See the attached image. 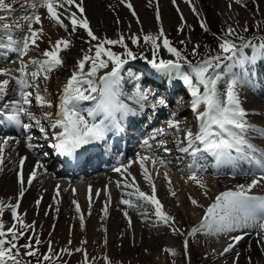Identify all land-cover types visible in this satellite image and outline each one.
Segmentation results:
<instances>
[{
    "label": "snow or ice",
    "instance_id": "1",
    "mask_svg": "<svg viewBox=\"0 0 264 264\" xmlns=\"http://www.w3.org/2000/svg\"><path fill=\"white\" fill-rule=\"evenodd\" d=\"M17 2L20 0H12V2L0 0V13H4L0 14V56L7 58L9 53H15L19 59V67L16 69L17 75L15 76L11 74L10 70L0 68V99L7 96L11 82H15L18 96L17 99L8 101L0 107V125L7 122L28 134L26 146L29 150L38 147L37 144L31 142L34 137L30 133L34 127L43 137L48 136V131L41 124V120L30 111V106L35 102L39 107H53L52 102L41 94L39 82L41 79L47 80L50 73L63 67L64 60L60 53L70 48L71 41L59 38L55 43H52L49 39V48L39 53L43 59L25 60L24 57L33 50H39L38 42L42 41L45 36L44 19L51 21L53 26L66 31L70 25L73 33L83 29L89 37L87 43L90 47L83 51L71 75L63 84L59 103L55 105L57 108L55 114L44 113V119L51 121V129H58L53 133L55 142L51 144V148L58 155L73 157L78 150L85 148V146L104 140L106 133L113 128L119 129L116 113H120L121 118L130 113L135 114L127 104L119 99L122 95L121 72L130 60H146L156 73L167 76L170 80L182 81L192 97L191 108L193 112L197 113V120L200 122L199 130L195 133L191 130L185 131L182 143L186 146L179 149L193 158V164L189 165L188 168L190 173L188 180L195 182L201 188L206 187L197 174L205 170V166L200 164L199 160L206 156L214 158L217 168L222 165H231L235 170L239 162L243 161L249 165H255L261 173L257 178H253L250 183L238 184L234 188L216 195L212 203L204 208L198 226H193L188 231L187 236H196L202 230L206 234L219 235L257 229L260 241H264V196L252 194L253 188L264 184V151L254 145L249 138L250 135H259L264 138V129H258L249 123L247 120L248 112L242 106L239 94L241 86L250 85L252 82L249 66H254L258 60L264 59V37L253 42L240 35L236 28L229 26L224 30L223 35L216 37L219 51L193 62L188 59L182 49L174 46L162 25L155 34L141 31L139 35L125 36L122 33H117V38L114 39L98 36L90 27L86 15L85 0H23V6L30 10L22 16L23 23L18 21L15 25V29L21 31V35L19 37L14 36L13 26L6 21ZM148 2L151 5L152 0H148ZM185 2L192 7L193 13L197 12L196 8L192 6V0H185ZM236 2L240 3L241 0H236ZM119 3L127 7L133 17H137L130 0H119ZM172 3L176 5L177 0H172ZM229 7L231 8V5ZM40 9L45 10L46 15H43L39 11ZM177 11H180L179 7H177ZM155 19L157 24L161 23L159 7L156 8ZM181 20L183 21L182 15ZM136 22L137 24L141 23L138 17ZM116 23L119 24L121 21L117 19ZM25 26L26 31H23ZM200 27L205 32L209 31L204 21H201ZM182 30V27L178 28V32ZM242 30L247 32L249 28L245 25ZM126 39H130L131 44L137 46H141L142 40L143 46L150 50L151 58L149 59L143 52L137 56L125 42ZM179 43L185 45L186 42L181 40ZM116 45L123 49L122 53L113 51L110 47ZM199 48V44H193L191 55L198 56ZM245 49H251L252 54L246 55ZM162 50L166 51L171 58H162ZM30 65L35 66L34 70H30ZM109 67L110 70H108ZM235 68H239L241 71L239 73L234 72L233 69ZM101 70H104L102 75L99 74ZM246 75L248 76L247 79L245 78ZM133 98L136 103L143 105L144 102L148 101L149 96L148 93L137 89L134 97H129V99ZM84 101L94 102L93 107L85 110L87 111V119L81 114L80 104ZM157 103L164 105L165 100L160 99ZM202 105L204 110L200 111ZM100 115H103L104 119L95 122V118ZM22 117H26L29 122H23ZM168 128L179 132L181 130L180 121L178 119L169 120ZM165 134V129H156L150 138L154 140L157 136ZM13 139V137L7 136L0 138V171H3L5 147ZM15 143L19 144L20 141L16 139ZM143 143L146 149L150 150L149 141L145 140ZM158 146L164 147L166 152L169 151L163 140L158 142ZM44 155L46 156L48 153H44ZM26 159L25 156L19 157V171L16 173L19 185L18 198L14 203H5V201L0 200V264H31V260H25L24 257H35L36 264H57L58 261L63 260V257L72 256L75 253L83 254L81 264H89L90 257L84 247L87 240H81L80 246L73 250L71 248L72 240L69 239L67 247L57 250L51 240L52 232H49L47 250L41 252L39 246L45 242L36 232L35 221L27 223L24 216L18 213V208L20 207V198L26 192L25 184L32 185L37 177V169L44 168V165L37 160L36 166L25 178L23 168ZM149 159L153 160V164L156 163V160L148 155L137 154L135 161H129L127 165L113 169V171L121 173L124 178L117 182V186L130 189L126 193L128 198L122 197L119 203L127 206V208L137 210L144 209L146 204L150 205L152 208L150 214L147 210L142 212L145 218H148L149 215L154 216L158 222L167 226L174 234L183 235L180 229L176 227L175 217L164 210L162 202L157 197L155 182L145 167V161ZM133 163L140 165L141 175L149 185L151 194L142 191L137 185L136 178L131 176L129 169ZM159 163L162 166L165 165L163 159H160ZM129 176H131L130 182H128ZM165 179L169 184L171 183L166 174ZM87 191L89 208H91L93 191L91 185L88 186ZM104 191L108 200L102 212L104 216H107L111 195L107 186H105ZM72 193L75 196L76 190L72 189ZM95 195L99 196L100 191L96 190ZM170 195L175 196L176 193L170 191ZM59 196L60 186L57 185L53 197L56 204L60 202L57 199ZM41 199L35 201L37 208L41 204ZM189 200L197 208L202 207L197 200L191 197ZM72 204L75 205V211L81 213L79 202L73 199ZM6 210L11 215L10 225L3 220ZM48 214L47 211L44 213L45 216ZM123 215L128 221L129 228H131L132 221L126 210ZM79 219L81 230H84L83 214L80 215ZM247 234L244 231L243 234L229 235V240L232 242L228 243L219 255L224 256L231 252ZM21 240L25 242L21 244ZM104 244L107 245L106 237ZM183 250L187 256L189 253L188 239L183 241ZM164 252L173 256L176 254L172 248H165ZM91 259L96 258L92 257ZM102 259L104 264H111L107 256ZM63 264H68V261L63 260ZM233 264H236V261H233Z\"/></svg>",
    "mask_w": 264,
    "mask_h": 264
},
{
    "label": "bare ground",
    "instance_id": "2",
    "mask_svg": "<svg viewBox=\"0 0 264 264\" xmlns=\"http://www.w3.org/2000/svg\"><path fill=\"white\" fill-rule=\"evenodd\" d=\"M7 2H12V0H7ZM130 2L137 13V17L141 21L140 24H137L136 22L137 17H133L129 9L121 5L119 0H85L86 15L89 19L90 27L98 36L111 39L117 38V33H122L125 36L138 34L141 31L144 33L152 32L155 34L158 32L161 25L164 28L165 33L167 32L166 21L169 17L172 18L168 2L171 3L172 0H152L151 5H149L148 0H130ZM109 5H111V7H109ZM229 5H231V8ZM175 6L176 8L179 7V13L183 16L185 23L188 25V28L192 33L203 30L200 27V18L203 19L208 26L209 31L205 33H217L218 29L221 28L222 34H216L217 36L223 35L224 30L227 28L226 25L229 22L233 26L239 27V29H236L241 33L243 31L241 27L246 25L249 22L248 19L254 15L258 17L260 21L264 22V0H241L240 3H237L236 0H192V6L197 10L196 13H193L192 7L186 3L185 0H177ZM157 7H159L161 14L160 24H157L155 19ZM29 10L28 7L26 8L23 6V0L14 4L13 12L9 15V19L6 21L13 26L14 36L18 37L21 33L20 30L15 29L16 23L18 21L23 23L21 19L23 12H28ZM39 11L43 15H46L45 10L40 9ZM117 19H119L121 23L117 24ZM36 26L37 25H35V27ZM43 26L49 27L51 30H57L59 28L53 26V23L47 19L43 20ZM23 31H25V28ZM125 42L129 47L132 45L130 39H126ZM89 47L90 46L77 48L80 57L75 58L76 62L81 58L83 51H86ZM110 47L113 50L120 48L119 45ZM32 52L31 56L29 54L26 58L24 57V59H43L39 54L41 51L33 50ZM61 53L63 54V52ZM245 53L251 55L252 51L251 49H245ZM10 55H15V53H9L8 57H10ZM8 57L5 58L0 56V68L10 70L11 74L15 76L17 75L16 69L19 67V61L5 64ZM70 62L72 63V60L68 58L67 63L70 64ZM259 65H262V68L264 69V59H262L259 64L257 61L254 66H249L252 73L251 78H255L257 74H259L256 83H259L264 79V72H260ZM34 68L35 66L30 65V70H34ZM134 69L138 71V69L144 70L145 68L133 66L131 64L130 70L134 71ZM233 71L239 73L241 69L235 68ZM99 74L102 75L103 71ZM70 75L71 73L65 77L56 76L52 79L49 74L48 79L51 81L53 80L58 93L57 95H55V93L51 94V92L46 93L48 94L47 97H49V99L52 98L51 100L57 96L55 105L59 103L63 84ZM124 76L123 72H121L122 92L125 91L127 82L128 84L133 85L136 84L139 79L137 77L135 78V75L134 77L133 75ZM153 77H157L159 82L164 83L165 86L168 87V92L170 93L167 95L168 100L173 93L174 86H172L173 84L171 83L173 80H170L167 76L155 73L151 78ZM245 78L247 79L248 76L246 75ZM144 81H147L146 74L142 76L141 82L138 80V83L142 85ZM41 83L42 82L40 81L39 86H41ZM180 86L184 87L185 85L181 83ZM251 88L255 91L256 95L239 93L241 96H244V101H241L242 106L248 112L247 120L249 123L253 124L258 129H264L263 89L261 88L260 90L258 86H253L252 84ZM8 90L10 91V97L5 99L7 100L6 102L18 98L15 82L10 83ZM40 92L46 96L44 88L40 87ZM129 97L131 96L125 94L121 95L119 99L122 102L129 101L131 100ZM191 101L192 97L188 90V96L182 98V103L190 102L191 105ZM85 104L86 106L91 107L92 101L81 102L80 107L84 106L86 108ZM55 105L51 108L39 107L33 102L30 106V111L41 120V124L48 131V136L43 137L37 128L34 127L31 130L30 134L34 137L31 142L37 144L38 148L29 150L26 146L28 143L26 136L28 134L13 125L11 130L16 134L8 133L2 134L3 136L0 135V138L6 136L14 138L10 141L9 145L5 147V161L2 165L3 171H0V200L5 201V203H14L18 198L19 185L17 183L16 173L19 171V157H27L23 168V173L26 178L36 166L37 160H39L40 163L44 160L41 159L37 153L42 151H45V153L50 152V161L47 165L42 163L44 168L37 169V177L32 185L29 186L25 184L26 192L25 195L20 198L21 202L20 207L18 208V213L24 216L27 223L35 221L36 232L40 234L41 238L49 239V232H52L51 240L59 242L61 248L67 247V242L71 239V248L73 250L80 246L81 240H87V244L84 245L87 252H92L90 254H93L98 257L99 260H102L101 262L103 264L104 261L102 258L104 256H107L109 260L115 262V264L116 262L118 264H171L172 262H177L178 264H195V260H197L198 257L204 259L199 264H233V261H236V264H264V241H260V238L257 235V229L240 230L236 233L219 235L206 234L205 231L202 230L200 238L202 242L199 240H193L189 237V253L186 256L183 250V241L185 240V237L183 239V237L174 234L167 226L158 222L154 216L149 215L148 218H145V216L142 215L144 210H147L149 214L151 213L152 208L150 205L146 204L144 209L137 210L127 208V206L119 203L122 197L128 198L126 193L130 191V189L117 186V182L124 179L121 176V173L116 171L103 174L90 173V175H86V178L81 179L83 182H79L81 185L72 184V182L69 184L62 183L61 181H63L65 175H69L73 178L75 177L76 172L81 174L89 169L88 167H90L99 157L101 141L85 146V148L78 150L73 157L58 155L56 151L51 148V144L55 142L53 139V133L58 131V129H51V121L44 119V113L55 114L57 111ZM127 105L132 108L136 114H139L138 109L131 107L130 103ZM190 105L188 107H190ZM188 107L183 108L182 110H174L178 112L176 118L172 116L170 118L165 117V119L162 120L163 122L160 124L159 129H165L166 134L162 136L168 139V146L173 144L177 145L178 142L180 147H184L186 146L182 143L184 132L187 130H191L194 133L197 132V116L190 117ZM201 109L204 110L203 105L201 106L200 111ZM156 110L158 114H160L161 109L156 107L153 111L156 112ZM185 116H188L189 120L186 119V122H182L180 118H184ZM116 119L119 122V129L113 128L111 131L107 132V140L110 141V139H113L118 146H124L123 143L125 139L130 137L129 132H135L133 129L138 131V123H133L134 121H138L137 119L134 121L131 119V113L123 116V118H121L120 113H116ZM171 119H178L180 121L181 130L179 132L175 129L168 128V121ZM22 120L23 122H29L26 117H22ZM132 123L133 125H131ZM8 125V123L0 125V131H7ZM37 138L40 140H36ZM249 138L254 145H256L261 151H264V138H261L259 135H250ZM16 139L20 141L19 144L15 143ZM148 141L154 149L151 150L152 153L144 154L140 151L133 155L131 161H135L137 154L141 156L148 155L156 160L155 164H153L152 159L145 161V167L155 182L157 197L162 202L166 212L180 219L176 225L179 228H187V232L193 226H198L201 219V217H197L198 212L202 210V216L204 208L212 203L216 195L222 191L233 188L235 184H247L251 182L247 178L239 175L232 176L230 177L231 179H228L221 174V169L215 171L208 169L213 177L208 178L199 174L198 177L203 180L206 186L201 188L195 182L188 180V175L185 177L181 176V173H177V170L166 162L165 165H160V159L156 156L160 151L157 147L158 142L155 141L156 145L150 138ZM177 148L178 147L175 146V150H177ZM159 156L161 157L162 155L159 154ZM54 160H58L55 161L57 162L55 166H58L59 164L61 166H59L57 171L52 167V171L49 172L54 173L56 177H51L48 176V170L46 168L50 169ZM15 163H18V169L14 168ZM128 163L129 162L122 163L119 166L127 165ZM239 164L243 163L239 162ZM129 172L131 173V176L136 178L139 188L145 193L151 194L149 185L144 181L143 176L141 175L140 165L138 163H133ZM165 174L167 175L168 180H170V184L165 179ZM131 176L128 177V182L131 181ZM57 185L60 186V196L57 197L60 201L59 204H56L53 200ZM89 185H91L93 190L91 196V208H89L87 191ZM105 186H107L108 192L111 195V202L108 205L107 216H104V213L102 212V209L105 207V203L108 200V196L104 191ZM255 188L256 192H259L264 196V184ZM72 189L76 190L75 196L72 193ZM96 190L100 191L99 196L95 195ZM170 191H174L176 195H170ZM205 193H207V195H205ZM252 194H254V192H252ZM189 197L197 200L202 207L197 208L192 205ZM37 199H41L39 208H37L35 204ZM73 199L79 202L81 213L75 211V205L72 204ZM57 208L59 209L58 212ZM125 210L131 218V228H129L128 221L124 218L123 212ZM46 211L49 213L47 216L44 215ZM81 214H83L85 220L84 230H81L80 227L79 217ZM4 218L5 223L10 225L11 215L9 211L6 210ZM53 225L55 226L54 228ZM244 231L248 234L244 235L243 239L235 245L231 252L226 253L224 256L219 255V253L223 251V248L228 243L232 242L229 240V235L243 234ZM105 237L107 238V245L104 244ZM165 248H172L175 250L176 254L174 256H177L176 261L173 260V255L164 252ZM261 251H263V255L261 254ZM80 254L83 257V254Z\"/></svg>",
    "mask_w": 264,
    "mask_h": 264
},
{
    "label": "rangeland",
    "instance_id": "3",
    "mask_svg": "<svg viewBox=\"0 0 264 264\" xmlns=\"http://www.w3.org/2000/svg\"><path fill=\"white\" fill-rule=\"evenodd\" d=\"M168 5L170 6V11L172 13V18L169 17L167 19V21H166V23H167L166 25H167V29H168L167 32H166V35L172 41V43L174 44V46H176L177 48H180V49H182L184 51V54L188 57V59H190L193 62H195L198 59H203L207 55H209V54H215L217 51H219L218 50V47H217L218 40H217L216 37H217L218 34H222L221 33L222 32L221 28L218 29L217 33H205L204 30H199L197 32H193L192 33V32H190V30L188 28V25L185 23L184 19H183V21L181 20V15L177 11L176 6L173 5L172 2L171 3L168 2ZM25 13L26 12H24V14ZM196 18L198 19L197 16H196ZM201 21H203V19L200 18L199 19V22L201 23ZM214 21H215V19H214ZM248 21L249 22L246 25L249 28V31H247V32L242 31V33L239 32V34L242 35V36H244L246 39L255 38V37H257V38L264 37V22L260 21V19L258 17H256L255 15L252 16V17H250L248 19ZM65 23H67V21H65ZM33 26L35 27V25H33ZM214 26H215V24H214ZM226 26L227 27L231 26V27H234V28H238L239 29V27L233 26L230 22ZM244 26H242L241 28L243 29ZM36 27H38V26H36ZM43 27H44L45 36H44V38H43L42 41H39L38 42L39 43V51L42 52L43 50L49 48V42H48L49 39L52 41V43H55V41L57 39H59V38H65V39H68V40L71 41L70 48L67 49V50L62 51L63 54L60 53L61 57L64 60V66H63V68L60 67V68L56 69L55 72L53 71L52 73H50V77L52 79L54 77H56V76H60V77L63 76V77H65L66 75H69L72 72V70H73V68H74V66L76 64L75 58L80 57L79 54H78L77 48H84L85 46H90L89 43H87V41L89 40V37L87 36L86 32L83 29H79V30H77L74 33L71 32V26L70 25H69L67 31L65 29H62V28H58L57 30L56 29L55 30H51L49 27H46V26H43ZM181 27L183 28V30L178 32V28H181ZM139 34H141V32L138 33L137 35H139ZM207 37H209V38H207ZM181 40H184L186 42L185 45H181L179 43V41H181ZM92 43L94 44V41ZM140 43H141V46L130 45L129 48L137 56H139L140 53L143 52V54L150 59L151 58V52H150V50L148 48H146V47L143 46V41L142 40H141ZM193 44H199L200 45L199 55L198 56H192L191 55V51H192ZM83 45H85V46H83ZM114 50L116 52H118V53H122L123 52V49L122 48L114 49ZM32 53L33 52H30L29 53L30 56H31ZM15 56L14 55L12 57L10 56L9 57V60L5 64L10 63V62L12 63V62H15V61H19L17 54H15ZM161 56L164 59L171 58L169 56V54L166 51H164V50L161 51ZM68 58L70 60H72V63L71 62H70V64L67 63V59ZM11 59L14 60V61H11ZM136 60L137 61H135V63L133 65H140L141 61H145L146 62V60H143V59H136ZM66 64H69V65H66ZM40 81L42 82L40 87L44 88V92L46 94V98L48 100H50L53 105H55L56 104V98H57V96H55V98L53 100H51L52 98L49 99V97H47L48 96V94H47L48 92H51V94H54L55 93V95H57V93H58L56 91V87L54 85L53 80L51 81L50 79H47V80L41 79ZM184 88L187 89L186 86H184ZM188 103H190V102H188ZM182 109L178 108V110H182ZM186 119L189 120L188 116H185L184 118H181V120H183L184 122H186ZM165 143L167 144V141ZM155 144H156V142H155ZM167 146L165 145V147H167ZM169 147L172 148L171 146H169ZM158 148L162 152L161 154L166 155V153L167 154L171 153L170 152V149H169V151L166 152L164 149H161V148H164V147H158ZM167 149H168V147H167ZM169 157H171V156H169ZM168 159L169 158H167L166 160H168ZM128 161H131V159H129ZM17 164L18 163H15L14 164L15 165L14 168H16V169H18L17 168ZM178 172H179V174L181 173V176H184V177L186 175L190 174L189 172H184L183 173V172L177 170V173ZM201 211L198 212V216L197 217H202L203 216V215L201 216V213H202ZM4 217H5V215L3 216V220H5ZM175 219H176V224H177L180 221V219L177 218V217H175ZM176 227H178V226L176 225ZM179 229L183 233V235H179V236L180 237H183V239H184V237H185V239H189V237L187 236V233L188 232L186 231L187 228H184V229L183 228H179ZM191 238L193 240H196V241L199 240L200 242H202V240L200 239L201 238V232L200 233H197L196 236H193ZM41 239L45 243L42 244V245H40L39 247H40L41 252H45L47 250V240H48V238H41ZM24 242H25L24 240H21L20 241L21 244L24 243ZM53 246L57 250H59L61 248L60 243L59 242H56V241L55 242L53 241ZM90 253H92V252H88L89 257H90L89 264H103L101 262L102 260H99L98 257H96V256H94L93 254H90ZM261 254L263 255V251H261ZM92 256L95 257L97 260L96 259H94V260L91 259ZM172 258L175 261L177 260V256H173ZM24 259L25 260L30 259L31 260V264H36V258L35 257H32V258L24 257ZM63 260H67L68 261V264H81V262L83 261V257L81 256L80 253H75L72 256H65V257H63ZM63 260L58 261L57 264H63ZM202 260H204V259L198 257V259L195 260V264H199ZM111 264H115V262H111ZM116 264H118V263L116 262ZM171 264H178V263L177 262H172Z\"/></svg>",
    "mask_w": 264,
    "mask_h": 264
}]
</instances>
